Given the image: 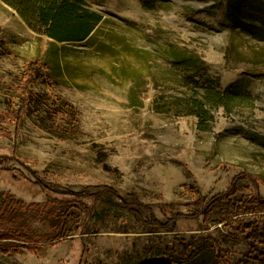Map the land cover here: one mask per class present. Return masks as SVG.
Here are the masks:
<instances>
[{
  "label": "rangeland",
  "instance_id": "rangeland-1",
  "mask_svg": "<svg viewBox=\"0 0 264 264\" xmlns=\"http://www.w3.org/2000/svg\"><path fill=\"white\" fill-rule=\"evenodd\" d=\"M86 1L103 20L56 42L0 0V264H224L220 248L259 264L248 253L264 250L249 236L264 227V0ZM173 51L199 55L202 75L187 84ZM31 60L30 101L10 119ZM210 84L254 106L212 108L208 130L156 110ZM160 204L183 215L168 223Z\"/></svg>",
  "mask_w": 264,
  "mask_h": 264
},
{
  "label": "trees",
  "instance_id": "trees-1",
  "mask_svg": "<svg viewBox=\"0 0 264 264\" xmlns=\"http://www.w3.org/2000/svg\"><path fill=\"white\" fill-rule=\"evenodd\" d=\"M6 4L12 6L20 16H22L29 25L36 31L45 34L51 40L56 42L66 41H80L87 39L91 36L95 26L101 22L104 18L102 13H99L95 9H91L87 5L86 0H2ZM174 60L179 65L192 70L191 78H186V83L189 84L194 82L196 76H201L204 65L203 59L188 51H173ZM38 63L36 61H29L26 63L24 68V75L21 80V106L17 112L14 108L4 113L10 119H21L22 113L29 103V95H31L30 85L35 81L37 75ZM158 102L155 104L157 105ZM247 104L254 106L253 97L250 95H244L232 91L231 87L221 89L218 86L210 84L206 87L202 93L198 90L188 96H181L176 98L174 101L166 102L164 110L159 106H155L157 111L167 112L168 110H175L176 115H194L197 116L198 128L201 130L210 129L213 121L212 108L222 107L227 111H232L233 108L238 105ZM5 134L10 136L11 134L6 131ZM235 176L232 180L231 186L228 190L233 193L235 190L234 186L237 182ZM257 189L260 184L264 186V182L255 180ZM102 190L109 193H117L116 190L110 186H102ZM83 195V193H80ZM254 202V200H252ZM141 207H146L153 213L152 206L147 203H140L136 198L133 200ZM230 202V201H229ZM252 202V203H253ZM49 204V202H47ZM231 208L235 206L234 203L230 202ZM159 208L164 210L166 213L172 214L168 223L175 222L177 218L183 215L173 204H160ZM160 209V210H161ZM254 209L260 212L264 211V198L259 196L255 201ZM253 209V210H254ZM203 211H199L202 213ZM141 215L142 212L138 210ZM223 221V220H221ZM153 224L167 226L168 224H162L157 217L153 215L151 221ZM247 227H253L254 223L246 224ZM253 241L264 240V227L262 229H256L249 234ZM52 239V238H50ZM27 241H31L29 238ZM264 243V241H263ZM248 256L252 260L259 264H264V250H260L258 246L251 245ZM220 257L224 260V264H232L230 256L226 250L219 249ZM175 262V263H174ZM139 264H180L175 259H158L151 261H143Z\"/></svg>",
  "mask_w": 264,
  "mask_h": 264
}]
</instances>
